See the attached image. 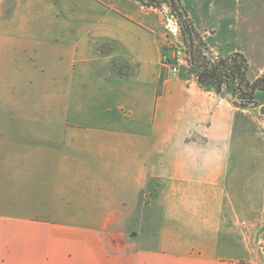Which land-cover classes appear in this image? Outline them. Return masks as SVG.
<instances>
[{
    "label": "crops",
    "instance_id": "crops-1",
    "mask_svg": "<svg viewBox=\"0 0 264 264\" xmlns=\"http://www.w3.org/2000/svg\"><path fill=\"white\" fill-rule=\"evenodd\" d=\"M252 1L178 0L204 59L241 55L249 84ZM169 42L138 0H0V264L260 263L264 92L236 105L190 68L170 76Z\"/></svg>",
    "mask_w": 264,
    "mask_h": 264
},
{
    "label": "trees",
    "instance_id": "trees-1",
    "mask_svg": "<svg viewBox=\"0 0 264 264\" xmlns=\"http://www.w3.org/2000/svg\"><path fill=\"white\" fill-rule=\"evenodd\" d=\"M141 3L147 5H159L156 0H138ZM168 5L171 8V12L179 18L180 24V32L183 39L186 41L188 39L191 40L193 46V63H190L189 67L191 71L197 73L198 82L201 85H212L216 88H220L221 85H225L228 90H232L235 94L234 87L238 89L240 98L243 103L239 104L242 106H247L253 100V94L256 91L264 92V76L256 79L253 83L249 84L245 79L246 72V62L244 58L239 54L231 55L225 59H218L215 62L207 61L204 58H198V51L195 48L193 43L194 32L192 26L182 9L176 7V4L172 0V3ZM111 49L107 51H99L102 54H105ZM127 67V65H125ZM121 67L113 64L112 71L118 76H125L120 72ZM238 105L237 102H234Z\"/></svg>",
    "mask_w": 264,
    "mask_h": 264
},
{
    "label": "rangeland",
    "instance_id": "rangeland-1",
    "mask_svg": "<svg viewBox=\"0 0 264 264\" xmlns=\"http://www.w3.org/2000/svg\"><path fill=\"white\" fill-rule=\"evenodd\" d=\"M173 1L176 4V7L182 9V11L185 12V10L179 5L178 0H173ZM140 4L143 5L145 8H151L152 10L155 9L156 11H162L163 12L164 8H166L168 11H171V8L168 5V0H162V2L159 5H147V4H144V3H141V2H140ZM223 4H224V2H223ZM226 4H227V7L225 9L226 11L232 12V11L235 10L233 1L226 2ZM220 7L221 6H220L219 3H215V6L210 8V10L212 12L216 13V12H218L220 10ZM239 9L242 12H245V11L253 12V13L257 12V14L264 13V0H254L252 2H242L240 4ZM185 14H186V12H185ZM186 16H187V14H186ZM141 18L145 19L146 17L145 16H141ZM42 24H43V19H39V20H37L35 22V25H42ZM178 40L183 42V43H186V41L181 36V32H180V36L178 37ZM97 44L99 45L98 46V50L102 51V52L107 51L112 46L111 43H106V42H101V41H98ZM197 51H198V58H205L202 55V53H203L202 49H198L197 48ZM258 53H259V55L256 57L255 62H262L264 60V50L258 51ZM256 64L257 63H255L254 67L252 69H250L249 72H248V76H249L250 79L252 78V72L254 70H257L258 66ZM119 67H121V69L123 68L122 66H119ZM263 113H264V108L261 109V114H263ZM263 131H264V124L261 125L259 127V130H258L259 135L264 139ZM263 229H264V227H263ZM132 234H133V236L135 235L134 238L138 236L137 242H139L140 240L144 239L145 237H149L150 243L151 244H155V242L152 241L154 239L153 236H152L153 235L152 234V230L147 225H143V227H139V226L132 227ZM261 238H262L263 242L260 243L259 246H258L259 253H260V263L259 264H264V234L261 236Z\"/></svg>",
    "mask_w": 264,
    "mask_h": 264
},
{
    "label": "built area",
    "instance_id": "built-area-1",
    "mask_svg": "<svg viewBox=\"0 0 264 264\" xmlns=\"http://www.w3.org/2000/svg\"><path fill=\"white\" fill-rule=\"evenodd\" d=\"M162 25L166 36L170 39L171 55L161 56L162 64L167 68L170 76H176L183 68H190L187 45L178 40L180 25L176 16L166 8L162 12Z\"/></svg>",
    "mask_w": 264,
    "mask_h": 264
},
{
    "label": "water",
    "instance_id": "water-1",
    "mask_svg": "<svg viewBox=\"0 0 264 264\" xmlns=\"http://www.w3.org/2000/svg\"><path fill=\"white\" fill-rule=\"evenodd\" d=\"M168 1H169V4L172 3V0H168ZM176 18L178 19V22H179L180 21L179 18L177 16H176ZM180 24H181V22H179V25ZM186 45H187V52H188V56H189V62L193 63V46H192V42L190 39L186 40ZM235 101L239 104L243 103V101L240 98H238L237 96L235 98ZM250 104H254V102H252ZM263 133H264V131H263Z\"/></svg>",
    "mask_w": 264,
    "mask_h": 264
},
{
    "label": "flooded vegetation",
    "instance_id": "flooded-vegetation-1",
    "mask_svg": "<svg viewBox=\"0 0 264 264\" xmlns=\"http://www.w3.org/2000/svg\"><path fill=\"white\" fill-rule=\"evenodd\" d=\"M158 3H161L162 2V0H156ZM165 2V1H164ZM234 89H235V95L238 97L239 95H240V93H239V91H238V89L236 88V86L234 87Z\"/></svg>",
    "mask_w": 264,
    "mask_h": 264
}]
</instances>
